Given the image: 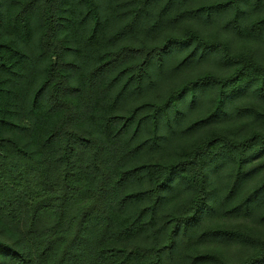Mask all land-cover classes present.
<instances>
[{"label": "trees", "instance_id": "trees-1", "mask_svg": "<svg viewBox=\"0 0 264 264\" xmlns=\"http://www.w3.org/2000/svg\"><path fill=\"white\" fill-rule=\"evenodd\" d=\"M0 264H264V0H0Z\"/></svg>", "mask_w": 264, "mask_h": 264}]
</instances>
